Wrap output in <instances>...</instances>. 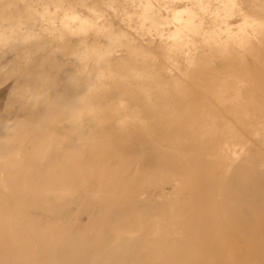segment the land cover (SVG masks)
I'll list each match as a JSON object with an SVG mask.
<instances>
[{"label": "rangeland", "instance_id": "obj_1", "mask_svg": "<svg viewBox=\"0 0 264 264\" xmlns=\"http://www.w3.org/2000/svg\"><path fill=\"white\" fill-rule=\"evenodd\" d=\"M77 95L0 123V264H264V38L123 130Z\"/></svg>", "mask_w": 264, "mask_h": 264}, {"label": "clouds", "instance_id": "obj_2", "mask_svg": "<svg viewBox=\"0 0 264 264\" xmlns=\"http://www.w3.org/2000/svg\"><path fill=\"white\" fill-rule=\"evenodd\" d=\"M261 38L264 0H0V89L11 85L0 123L14 134L17 108L78 93L61 109L70 122L104 116L123 130L143 123L137 101L166 105L205 62Z\"/></svg>", "mask_w": 264, "mask_h": 264}]
</instances>
